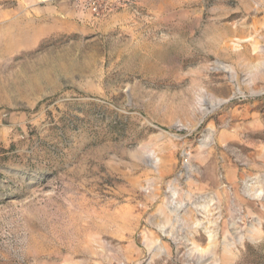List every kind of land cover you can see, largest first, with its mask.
Returning a JSON list of instances; mask_svg holds the SVG:
<instances>
[{"label": "rangeland", "instance_id": "obj_1", "mask_svg": "<svg viewBox=\"0 0 264 264\" xmlns=\"http://www.w3.org/2000/svg\"><path fill=\"white\" fill-rule=\"evenodd\" d=\"M0 264H264V0H0Z\"/></svg>", "mask_w": 264, "mask_h": 264}, {"label": "bare ground", "instance_id": "obj_2", "mask_svg": "<svg viewBox=\"0 0 264 264\" xmlns=\"http://www.w3.org/2000/svg\"><path fill=\"white\" fill-rule=\"evenodd\" d=\"M212 170H213V169H212ZM262 194H263L262 191H258V190L255 191V197H256V198H261V197H262ZM175 204H176V203H175Z\"/></svg>", "mask_w": 264, "mask_h": 264}, {"label": "water", "instance_id": "obj_3", "mask_svg": "<svg viewBox=\"0 0 264 264\" xmlns=\"http://www.w3.org/2000/svg\"><path fill=\"white\" fill-rule=\"evenodd\" d=\"M222 103H225V102H221V104H222Z\"/></svg>", "mask_w": 264, "mask_h": 264}]
</instances>
